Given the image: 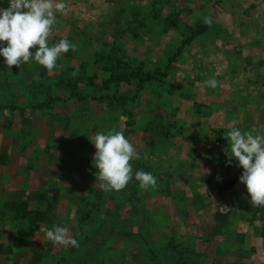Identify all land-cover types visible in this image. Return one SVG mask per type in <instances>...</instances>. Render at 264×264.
<instances>
[{
    "label": "rangeland",
    "instance_id": "1",
    "mask_svg": "<svg viewBox=\"0 0 264 264\" xmlns=\"http://www.w3.org/2000/svg\"><path fill=\"white\" fill-rule=\"evenodd\" d=\"M64 2L48 45L77 47L52 71L0 56V264H264V206L223 151L233 119L264 135V0ZM113 128L139 159L105 192L89 138Z\"/></svg>",
    "mask_w": 264,
    "mask_h": 264
},
{
    "label": "clouds",
    "instance_id": "2",
    "mask_svg": "<svg viewBox=\"0 0 264 264\" xmlns=\"http://www.w3.org/2000/svg\"><path fill=\"white\" fill-rule=\"evenodd\" d=\"M68 10L64 0H8L6 8L0 7V56L4 57L7 66H17L34 59L48 71L56 66L57 58L75 50L76 44L66 38L53 46L48 45L53 25L56 23V13H66ZM203 22L212 26L211 16H205ZM30 49H35L30 51ZM73 72L72 75H77ZM217 80L211 78L205 84L215 88ZM239 121H230V130L224 135L228 142L223 149L226 165L232 159L243 168L239 182L246 187L252 207L264 206V135H254L256 129L242 131L237 127ZM90 142L96 149L93 164L97 169L96 180L100 188L109 192H119L133 180L131 160L139 159V152L133 144L115 128L107 133L97 132ZM135 181L141 189L155 188L157 179L150 172L136 171ZM219 179V177H218ZM47 240L64 247H78L67 226L53 225L51 229H41Z\"/></svg>",
    "mask_w": 264,
    "mask_h": 264
},
{
    "label": "trees",
    "instance_id": "3",
    "mask_svg": "<svg viewBox=\"0 0 264 264\" xmlns=\"http://www.w3.org/2000/svg\"><path fill=\"white\" fill-rule=\"evenodd\" d=\"M202 29H203V26H201L199 30H198V29L194 30V31L191 33V36H194V35L198 34L199 31H201ZM188 40H189V38L184 39V40H183V43H186Z\"/></svg>",
    "mask_w": 264,
    "mask_h": 264
}]
</instances>
